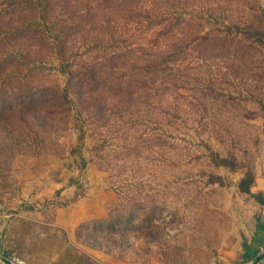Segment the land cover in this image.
<instances>
[{
    "label": "rangeland",
    "instance_id": "1",
    "mask_svg": "<svg viewBox=\"0 0 264 264\" xmlns=\"http://www.w3.org/2000/svg\"><path fill=\"white\" fill-rule=\"evenodd\" d=\"M257 175L264 0H0L2 256L241 264Z\"/></svg>",
    "mask_w": 264,
    "mask_h": 264
},
{
    "label": "crops",
    "instance_id": "2",
    "mask_svg": "<svg viewBox=\"0 0 264 264\" xmlns=\"http://www.w3.org/2000/svg\"><path fill=\"white\" fill-rule=\"evenodd\" d=\"M256 189L264 193V175L256 176L254 183L250 185L249 192L254 193ZM261 200L263 202L261 203L259 201L258 204L259 213L256 216L251 231H249L243 243V261L241 264L250 262L264 250V195ZM0 264L2 263L0 262ZM256 264H264V258Z\"/></svg>",
    "mask_w": 264,
    "mask_h": 264
},
{
    "label": "trees",
    "instance_id": "3",
    "mask_svg": "<svg viewBox=\"0 0 264 264\" xmlns=\"http://www.w3.org/2000/svg\"><path fill=\"white\" fill-rule=\"evenodd\" d=\"M45 4H42L41 2H37V4H35V8L32 7V10L36 11L35 9H37L38 11L43 12L44 10H46V7H47V6H45ZM57 51L59 52V55L62 56L63 53L58 49H57ZM249 187H250V184L245 183V186H242L240 190L242 192L249 193V189H250ZM260 202L262 203L263 201L260 200Z\"/></svg>",
    "mask_w": 264,
    "mask_h": 264
},
{
    "label": "water",
    "instance_id": "4",
    "mask_svg": "<svg viewBox=\"0 0 264 264\" xmlns=\"http://www.w3.org/2000/svg\"><path fill=\"white\" fill-rule=\"evenodd\" d=\"M264 258V250L258 255L256 256L253 260H251L250 262L246 263V264H256L258 263L259 261H261L262 259ZM0 262L2 264H15L13 261L5 258L4 256H2L0 254Z\"/></svg>",
    "mask_w": 264,
    "mask_h": 264
},
{
    "label": "built area",
    "instance_id": "5",
    "mask_svg": "<svg viewBox=\"0 0 264 264\" xmlns=\"http://www.w3.org/2000/svg\"><path fill=\"white\" fill-rule=\"evenodd\" d=\"M15 264H23L22 262L16 261L14 262Z\"/></svg>",
    "mask_w": 264,
    "mask_h": 264
}]
</instances>
